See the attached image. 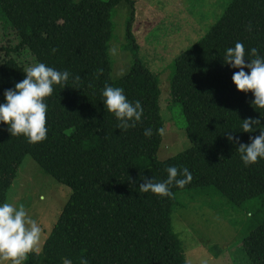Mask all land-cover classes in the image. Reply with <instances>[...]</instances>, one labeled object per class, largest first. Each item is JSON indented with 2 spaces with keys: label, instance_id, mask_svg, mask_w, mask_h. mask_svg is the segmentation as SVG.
Here are the masks:
<instances>
[{
  "label": "trees",
  "instance_id": "obj_1",
  "mask_svg": "<svg viewBox=\"0 0 264 264\" xmlns=\"http://www.w3.org/2000/svg\"><path fill=\"white\" fill-rule=\"evenodd\" d=\"M123 1L134 5L133 0H0V14L20 39L14 49L5 48L0 63V103L4 90L25 76L11 54L18 48L80 77L75 83L70 77L62 89L54 86L45 98L46 140L29 144L0 122V203L26 155L71 189L42 250L30 253L24 264H63L65 258L71 264L81 258L88 264H187L171 222L179 190L212 187L235 205L259 198L264 209V159L245 167L238 145L227 139L231 134L250 143L260 130L239 131L242 120L259 117L264 125V109L256 111L251 92L236 89L231 77L239 69L223 63L225 50L236 41L244 43L247 58H254V47L264 55V0H230L206 33L174 58L170 97L182 106L191 145L165 160L157 157L158 130L164 126L158 75L135 58L127 73L110 77L112 11ZM130 22L125 49L135 54ZM106 84L122 87L130 101H141L144 114L136 127L116 128L118 121L102 102ZM146 128L153 130L150 138L143 134ZM169 166L188 168L190 183L170 186V197L140 191L143 177L165 180ZM241 248L253 264H264V219L249 229Z\"/></svg>",
  "mask_w": 264,
  "mask_h": 264
},
{
  "label": "rangeland",
  "instance_id": "obj_2",
  "mask_svg": "<svg viewBox=\"0 0 264 264\" xmlns=\"http://www.w3.org/2000/svg\"><path fill=\"white\" fill-rule=\"evenodd\" d=\"M121 2L112 11L113 35L109 42L110 77L123 76L135 58L148 63L160 80V106L164 121L157 157L165 160L188 148L187 121L180 103L170 97L173 60L202 37L220 17L230 0H133ZM132 24L138 48L126 50L125 29ZM20 39L0 14V63L5 48H15ZM115 49V52L112 51ZM26 70L38 63L28 48L11 53ZM123 74V75H120ZM71 193L70 187L45 173L26 155L18 168L5 202L23 204L42 228L36 252L57 221ZM178 205L171 214L172 229L185 251L187 264H253L241 248L249 229L264 219L260 199L235 205L214 188L179 190ZM25 263V262H24ZM0 264H11L9 260Z\"/></svg>",
  "mask_w": 264,
  "mask_h": 264
},
{
  "label": "clouds",
  "instance_id": "obj_3",
  "mask_svg": "<svg viewBox=\"0 0 264 264\" xmlns=\"http://www.w3.org/2000/svg\"><path fill=\"white\" fill-rule=\"evenodd\" d=\"M246 30L252 31L251 23L246 26ZM51 51L55 53L56 49L53 48ZM112 51L115 52V49ZM250 54L253 59L247 58L244 43L236 41L234 46L225 50L223 63L230 68L239 69L233 72L232 82L238 91L251 92L253 96L251 106L258 111L264 109V55L255 47L250 49ZM98 72H102V69H98ZM24 73L21 81L3 92L0 122L8 126L11 136H22L27 143L36 144L46 140L48 135L46 127L48 105L45 98L53 94L54 86L60 85L62 89L69 85L70 77L74 83L79 82L80 77H73L68 70H58L42 62L28 67ZM101 97L104 108L118 121L116 128L127 131L142 121L144 109L141 101H130L122 87L106 84L101 91ZM260 117L264 116L260 114ZM262 126L264 125L261 124L259 117L242 120L239 131L253 133L257 129L260 130L259 135L249 137L250 143H241L238 136L227 135L229 142L238 145L236 150L245 167L264 159ZM143 134L150 138L153 130L146 128ZM166 171L167 178L159 182L143 177L144 183L138 186L140 191L151 192L158 197H170L172 195L170 186L183 188L192 179V174L186 167L169 166ZM41 235V226L35 219L29 217L23 204L17 206L8 202L0 203V261L9 260L11 264H24L28 255L37 250ZM63 264H71V261L65 258ZM80 264H88L87 259L81 258Z\"/></svg>",
  "mask_w": 264,
  "mask_h": 264
}]
</instances>
